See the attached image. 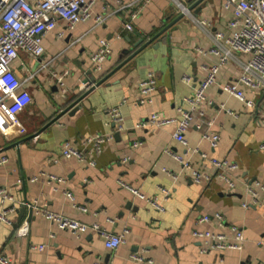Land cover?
Here are the masks:
<instances>
[{
  "label": "crops",
  "instance_id": "crops-1",
  "mask_svg": "<svg viewBox=\"0 0 264 264\" xmlns=\"http://www.w3.org/2000/svg\"><path fill=\"white\" fill-rule=\"evenodd\" d=\"M180 1L187 7L186 15L161 33L181 13L173 0H95L90 18L73 30L58 19L56 28L43 35L41 58L20 53L14 69L33 102L8 128L0 125V157L9 158L0 165V187L13 196L2 208L16 207L8 214L11 223L0 221V256L10 257L13 264H138L133 253L154 264H264V244L259 243L264 237V209L242 206L251 199L244 182L264 183V149L260 147L264 142L260 114L264 91L240 86L256 104L249 110L224 91L222 84L234 82L240 75L239 67L230 60L207 89L201 106L204 114L197 113L186 131V145L173 136L177 122L140 126L152 112L177 120L182 117L179 108L189 107L185 99L205 77V67L219 62L209 52L214 45L212 35L216 31L231 33L232 10L224 7L223 0H203L198 14L188 8L196 0ZM97 17L103 20L99 22ZM128 22L132 30L125 28ZM101 39L111 42L112 55L104 70L97 72L90 57ZM235 54L242 61L248 58ZM149 72L157 77V89L151 103H140L139 83ZM54 73L63 77L64 86ZM186 76L189 82L184 80ZM79 98L78 109L67 111ZM112 107L121 110L124 131L116 130L111 121L108 111ZM205 131L220 135L216 147L203 137ZM96 134L108 139L99 153L93 145L87 146L88 163L61 155L66 140L80 146L82 139ZM135 141L141 144L133 147ZM167 148L195 166L206 167L211 180L195 183L190 170L167 153ZM201 153L235 161L239 165L236 187L229 188L218 179ZM89 159L95 164H89ZM52 175L62 180L52 179ZM122 183L145 197L159 199H164L161 187L170 189L165 211L154 210ZM66 191L74 195V201ZM258 195L264 200L263 190ZM32 201L109 232L124 233V243L111 251L96 232L76 234L61 229L36 215L27 204ZM217 211L226 217L223 227L214 222L197 224L202 214ZM231 225L243 231V249L201 252L202 243L193 235L195 228L232 237ZM41 245L45 249H39Z\"/></svg>",
  "mask_w": 264,
  "mask_h": 264
},
{
  "label": "built area",
  "instance_id": "built-area-1",
  "mask_svg": "<svg viewBox=\"0 0 264 264\" xmlns=\"http://www.w3.org/2000/svg\"><path fill=\"white\" fill-rule=\"evenodd\" d=\"M95 0H0V125L8 128L9 123L17 119L18 114L25 110L33 102V97L24 88V81L19 78L15 72L14 66L19 60L21 52L39 59L44 54L43 35L56 28L58 19L65 22L66 28L73 30L78 23L90 18L92 4ZM148 3L151 0H142ZM181 9V12H187V7L180 0H173ZM226 9L232 10V17L228 22L231 30L229 35L223 31H216L212 37L214 41L213 47L209 52L219 57V62L205 67L206 75L200 84L194 90L192 96L185 100L188 102V108H179L182 117L177 120L167 118L158 112H152L149 117L140 123L141 127L153 126L163 127L171 123L177 122V129L173 136L175 140L183 144H187L185 133L194 123L197 113L201 115L202 103L206 98L207 89L217 82V74L220 68L230 60L234 61L240 69V75L236 81H227L222 84V89L229 94L237 97L246 105V109H254L256 104L249 99L244 90L240 87L251 88L253 90L264 91V0H223ZM136 14L132 15L135 18ZM101 22L103 18L97 17ZM202 23H206L202 21ZM125 28L132 30L131 22L125 24ZM60 36L64 32H59ZM235 53L248 55L246 60H240ZM112 55V44L109 40L101 39L98 49L91 55L90 62L93 70L102 72L105 62ZM19 64L24 66L25 63L20 61ZM58 84L64 86L62 76L54 73ZM31 75L29 78H32ZM189 82V77H184ZM157 89V77L154 72H149L148 76L139 83V90L142 98L140 103H151L152 94ZM111 121L116 130L124 131V117L119 107H112L108 111ZM261 117L264 119V109L261 111ZM203 137L216 147L220 140V135L216 132L205 131ZM107 137L102 134H96L81 140L80 146L76 142L66 140L61 147V155L65 158H76L80 161L88 163V145L95 147V152L102 150V145L107 141ZM140 141H135L133 147H138ZM260 147L264 149V142ZM90 152V151H89ZM166 152L173 155L185 169L190 170L191 178L195 183L209 181L213 177L202 166H195L186 160L182 155L176 153L170 148ZM91 153V152H90ZM203 161H207L214 169L215 175L222 180L229 188L236 187L237 176L235 172L239 165L235 161L227 158H208L205 153H201ZM8 156L3 154L0 157V165L8 161ZM89 164H95L94 160L89 159ZM169 172V171H168ZM57 181L62 180L59 177L51 176ZM248 193L251 195L249 201H243L242 206L249 208L252 206H260L264 209V200L258 195V190L264 191V183L260 180L244 182ZM126 186L135 197L145 199L149 205L157 211H165L164 203L169 198L170 189L161 187L164 193V199L157 196L145 197L141 191L122 183ZM67 196L74 201V195L66 191ZM0 221L11 223L8 214L16 209L13 205L9 208H2L6 200H13V196L9 191L0 187ZM36 213L50 222L56 224L59 228L70 230L76 234L87 232H96L104 239L105 247L111 251L118 249L124 243V233H112L103 229L98 224H87L76 219L67 217L63 214L56 213L46 209L44 206L38 205L37 201L27 203ZM226 217L223 213L217 211L215 213H204L198 220L197 224L215 223L218 227L226 224ZM233 236L229 237L228 233L216 231L213 229L201 230L195 228L193 230L194 237L201 241V252H210L213 250L226 251L229 249H243L245 236L243 231L236 225L230 226ZM264 244V237L259 241ZM39 249H45V245H41ZM132 259L138 264H154L151 259H145L143 256L133 253ZM0 264H13L8 256H0ZM100 264V263H98ZM224 264V263H223Z\"/></svg>",
  "mask_w": 264,
  "mask_h": 264
},
{
  "label": "water",
  "instance_id": "water-1",
  "mask_svg": "<svg viewBox=\"0 0 264 264\" xmlns=\"http://www.w3.org/2000/svg\"><path fill=\"white\" fill-rule=\"evenodd\" d=\"M190 1H193V0H188V2H190ZM203 0H196L190 7H188L189 8V11H192V10H194V12H195V14H198L199 12H200V10H201V2H202ZM186 15V13L185 12H181L175 19H173V21L171 22V23H169L168 25H166L163 29H162V31H161V33L162 32H164V31H166L168 28H170L173 24H175L178 20H180L182 17H184ZM160 33H158V35H159ZM158 35H156L155 37H153L152 39H150L147 43H144L143 45H141L140 47H138L132 54H131V56H133V55H135L136 53H138L142 48H144L147 44H149L150 42H152V41H154V39H156L157 38V36ZM102 81H104V79L103 80H101L98 84H100ZM81 100V98H79L77 101H75L73 104H71V106L67 109V111L69 110V109H71L72 108V110H77L78 109V107H77V103L79 102ZM21 211H22V209H21Z\"/></svg>",
  "mask_w": 264,
  "mask_h": 264
}]
</instances>
